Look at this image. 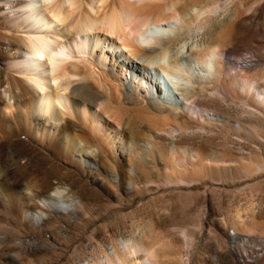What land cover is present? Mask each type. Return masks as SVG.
Wrapping results in <instances>:
<instances>
[{
	"label": "bare ground",
	"instance_id": "obj_1",
	"mask_svg": "<svg viewBox=\"0 0 264 264\" xmlns=\"http://www.w3.org/2000/svg\"><path fill=\"white\" fill-rule=\"evenodd\" d=\"M13 4L26 12V19L14 25L24 30L23 38L9 40L11 50L25 54L14 68L24 80L7 82L20 96L13 103L0 97V212L11 221L40 229L58 216L73 221L83 207L79 197L69 195L71 190L53 184L42 187L27 179L26 162H21L17 148L21 137L89 173L105 171L103 180L112 186L135 189L140 187L136 173L147 169L149 160L166 157L173 167L184 170L181 178L202 159L210 163V155L217 156L210 152L204 157L200 146H183V135L209 140L211 136L200 132L212 133L219 124L241 137L245 127L240 121L183 105L181 93L189 87H194L185 99L190 103L196 96L216 94L224 102L264 114V88L256 77H243L240 68L229 73L238 62L228 59L218 31L207 30L208 38L198 46L186 42L193 27L209 28L211 21L205 15L214 8L208 0H14ZM60 26L65 29L56 30ZM162 91L166 98H161ZM179 182L186 183L182 178ZM146 243L133 231L130 238L115 241L110 251H100L87 264H151L153 251ZM0 264H19L17 254H0Z\"/></svg>",
	"mask_w": 264,
	"mask_h": 264
},
{
	"label": "rangeland",
	"instance_id": "obj_2",
	"mask_svg": "<svg viewBox=\"0 0 264 264\" xmlns=\"http://www.w3.org/2000/svg\"><path fill=\"white\" fill-rule=\"evenodd\" d=\"M13 1L0 0V97L5 103L20 96L7 82L24 80L14 70L25 54L11 50L9 40L23 38L24 30L14 25L24 22L26 12ZM208 2L214 11L205 16L212 23L202 29L204 33L193 27L195 34L190 32L186 42L198 46L208 38V31H218L228 59L238 62L229 73L241 69L243 77H256L264 88V0ZM64 29L60 26L56 30ZM70 37L65 42L75 52ZM244 60L248 62L241 63ZM159 83L166 87L163 80ZM192 88L179 96L183 105L189 103L201 112L224 113L245 128L239 139L219 124L212 133L200 132L211 136L209 140L183 135V146H200L207 158L210 152L217 155H210V163L203 159L196 163L192 173H182L186 183L179 182L184 170L162 156L158 161L149 160L148 168L136 173L140 187H115L103 180L105 171L89 173L21 137L17 148L21 162H26L27 179L42 187L53 184L71 190L69 195L79 197L83 207L73 221L58 216L40 229L25 221L15 223L0 212V254H17L19 264H87L100 251H110L115 241L130 238L134 231L153 251L151 264H264V114L224 102L216 94L196 96L190 103L185 99ZM163 97L167 94L162 91ZM219 131L221 134L214 136Z\"/></svg>",
	"mask_w": 264,
	"mask_h": 264
}]
</instances>
